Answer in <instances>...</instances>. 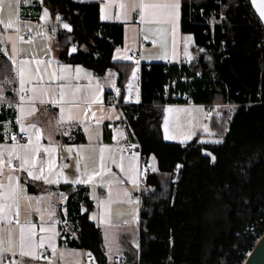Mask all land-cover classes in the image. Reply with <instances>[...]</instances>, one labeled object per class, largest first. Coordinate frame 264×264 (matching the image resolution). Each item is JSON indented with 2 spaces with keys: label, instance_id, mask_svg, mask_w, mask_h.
Listing matches in <instances>:
<instances>
[{
  "label": "trees",
  "instance_id": "obj_1",
  "mask_svg": "<svg viewBox=\"0 0 264 264\" xmlns=\"http://www.w3.org/2000/svg\"><path fill=\"white\" fill-rule=\"evenodd\" d=\"M27 1L21 0L27 20L40 22L47 6L71 26L59 38L65 61L99 75L117 70L111 56L123 43L122 26L102 23L98 3ZM221 11L227 20L213 28L209 23ZM255 23L247 0H183V32L194 35V60L142 67L141 105L124 112L160 174L151 175L143 191L140 257L133 264H242L255 247L246 231L261 220L264 226V48ZM72 46L76 52L70 54ZM12 77V65L1 60L0 80ZM119 84H126L124 74ZM177 95H187L193 105H239L234 114L224 109L212 119L218 143L202 142L201 136L187 145L163 141L159 115L165 106L154 104L174 105ZM84 142L81 133L76 143ZM60 190L68 194L62 220L71 233L65 243L89 251L97 264H108L101 229L88 220L94 209L89 188Z\"/></svg>",
  "mask_w": 264,
  "mask_h": 264
},
{
  "label": "crops",
  "instance_id": "obj_2",
  "mask_svg": "<svg viewBox=\"0 0 264 264\" xmlns=\"http://www.w3.org/2000/svg\"><path fill=\"white\" fill-rule=\"evenodd\" d=\"M81 2L98 3L102 23L122 26L123 43L114 49L111 56V63L117 67V70L108 69L99 75L93 69L82 64L65 61L62 58L64 49L59 38L61 35L63 36L65 31H70L71 26L59 14L54 16L50 7L45 6L41 14L43 17L45 9H47V17L40 18V22H35L22 16L21 0H19L18 9L17 0H0L2 3L0 21H3V24L12 22V28L8 29L0 24V49H7L11 53L12 42H15L17 48L23 49L17 59L32 61L30 67L33 69V83H42L46 87L50 85L51 88H58L60 84L65 85V100L69 102L65 105V120L61 124H57L60 115L59 105L54 106L51 103L41 105L38 100L35 101L37 111L24 118L25 124L36 123L42 129L41 144L43 147H48L50 143L53 147L59 146L57 152L53 154L56 163L54 171L62 169L69 182H65L64 177L61 176L59 183L45 184L42 180L27 178V173L20 172L17 168V174L21 177V184L24 185L25 180H27V195L33 197L29 201L23 198L22 193L19 219L21 223L31 220L37 225V241L41 235L45 237L52 235L51 232L41 233L39 230L41 224L46 228L53 227L55 233L58 234L54 236L52 241L57 251L53 254L46 243L45 247L38 249V251L44 256H49V259L32 260L30 257H21L19 251L15 250L14 255L12 253L4 254L3 264L8 261L20 262L21 260L23 264H49V260L51 264H90L86 258L92 253L84 249L71 248L65 243V234L71 232L68 222L62 220V216L65 217L67 214L66 203L68 200V194L60 190V187L64 185L74 187L83 185L89 188V196L94 204V209L88 212L87 216L90 223L96 224L101 229L108 264L139 262L142 200L139 202L136 196L141 191L139 185L141 162L138 156L128 158L119 153L126 143H137L124 108L140 106L141 104L143 66L168 63L182 65L192 62L195 57L193 53L195 38L194 35L183 32V0H179V17L175 24V31H173L171 23L142 22L139 9L133 8V4L138 0H81ZM27 3H32V1L28 0L25 4ZM65 24L69 28H65ZM17 27L20 29L19 34L26 41L30 36L32 43L16 40L15 29ZM29 28L31 29L30 32L28 31ZM9 37L12 39L9 40ZM188 37H191V40H188ZM73 49L75 50L73 51ZM75 52L76 48L70 47L69 53ZM134 54L140 55V63L132 59ZM125 57H131V59H125ZM1 60H6L11 64L2 52H0ZM36 60L41 61L39 67L41 75L44 77L43 81L36 76ZM48 61H51L50 65ZM63 66H68V71L65 73L67 78L50 82L51 73L56 71L58 76L61 75L60 68ZM77 68L80 69L79 73L76 72ZM121 74L126 76V84L123 88L119 84ZM25 87L29 88L31 85ZM18 89L19 82L14 72L12 78L0 80V94L6 98V101L0 104V145L5 146L3 150L5 162L8 159L6 149L11 146V135L20 131L19 125L16 123L18 115L16 105L20 102ZM24 95L27 102L31 93L27 92ZM55 96L59 99V91L55 93ZM97 97L99 98L98 101L92 102ZM51 98L52 93L50 91L46 99L50 100ZM8 102H11L13 106L9 107ZM118 104L122 106L119 107ZM69 106L72 120L67 119ZM165 107L183 111L185 120L184 124L180 126V131L184 132V135H188V140L193 136H196L195 139L198 136L203 137L200 131L205 130L204 128L208 126L207 116H212V119L221 117V112L210 114L204 105L174 104ZM237 107L230 108L232 114ZM212 119L210 120L211 123ZM5 123H8L10 129L7 132V139H5ZM86 128L88 129L87 132L85 131ZM210 130L212 132L211 127ZM65 132L68 134L64 135ZM81 133L85 142L78 144L76 141ZM212 134L215 135L213 132ZM81 145L85 147L81 149L79 147ZM68 147L73 148L71 154L67 151ZM101 147L105 148V166L111 171L106 172L103 177H94L90 183H71L85 171V165H87L88 172L99 171ZM77 151L80 152L79 173L76 171ZM38 159H46L43 150H41ZM152 159L155 167L154 174L159 175L160 173L157 171L158 162L154 156ZM121 163L123 164V171L119 167ZM10 171L5 163L0 181L7 184ZM45 173H47V164H45ZM37 174H39L38 169ZM131 176H135L137 179L135 185L129 179ZM160 176L161 179L164 178V175L161 174ZM55 178L53 176V179ZM83 178L87 180V176H83ZM109 191H111L113 202L110 205H104L101 202L108 201ZM125 192L130 194L131 203L124 197ZM36 197H42L39 203H37ZM105 206L110 210L107 214L104 212ZM37 208L40 209L39 212L36 211ZM102 215L106 219H110L111 223L105 222ZM18 235L19 230L16 228L14 238L17 241ZM95 264H97L96 261Z\"/></svg>",
  "mask_w": 264,
  "mask_h": 264
},
{
  "label": "snow or ice",
  "instance_id": "obj_3",
  "mask_svg": "<svg viewBox=\"0 0 264 264\" xmlns=\"http://www.w3.org/2000/svg\"><path fill=\"white\" fill-rule=\"evenodd\" d=\"M256 0H253L255 3ZM2 6V3H0ZM11 7V5H9ZM19 7V0H17V9ZM133 8L139 9V15L142 22L148 23H171L173 25V31H175V24L179 17V9L180 3L179 0H138V2L133 4ZM258 11L260 16L264 18V4L258 6ZM48 15L47 9H45L44 16L41 17L46 18ZM0 24H3V21H0ZM5 29L12 28V22L9 21L7 24H3ZM65 28H69L67 24L64 25ZM30 32L31 29L29 28ZM16 32V40H19L23 43H32L31 38L27 41L21 36L20 29L17 27L15 29ZM9 40L12 37L8 38ZM147 39V37H145ZM191 40V37L187 38ZM75 49H73L74 51ZM7 59L11 62L12 71L15 73V77L19 82V104L16 105L18 110V115L16 118V123L19 125L20 133L23 134L22 138L27 139V143L21 144L17 140V136L14 134L11 136V140L13 141L12 145L8 147L7 154L8 159L5 162L3 159L4 148L5 146L0 145V177L3 176V170L5 163L8 168L11 170L7 177V184L0 181V264H3L4 254L12 253L15 254V250L19 251L21 257H30L32 260H40V259H49V257L42 255L38 249L44 248L47 243L48 248L52 250V253L55 254L57 249L55 244L52 242L55 235V230L53 227L46 228L43 224L39 226V230L41 233L43 232H51L52 235L47 237L41 235L39 240L36 239V228L37 225L32 223L31 220H28L24 223H21L19 217L21 214V205L20 201L23 198L31 201L33 197L28 196L26 192V184L27 180H25V184H21V177L17 174V168L20 172H26L27 178L32 180H42L45 184H53L59 183L60 177L63 176L65 182H69L68 177L64 176V173L61 170L54 171L56 169V163L53 154L57 152V148L59 146L53 147L51 143L48 147H43L41 144L42 137V129L37 126L36 123H24V118L26 116L33 115L37 108L35 106V101H39L41 105L46 103H51L56 106L59 105V119L57 120V124H61L65 120V105L69 102L65 100L64 88L65 85L60 84L58 88H51L49 85L46 87L44 84H36L33 83V69L30 67L32 61L27 59H17L20 54L23 52V49L17 48L15 42H12L11 53L8 52L7 49H0ZM125 59H131V57H125ZM37 67L35 69L36 76L39 80L43 81L44 77L41 75V69L39 67L41 61H35ZM48 64H51V61H48ZM7 68V65H5ZM68 71V66H63L60 68L61 75H57L56 71H53L49 76V81L55 80H63L66 79L65 73ZM76 72L79 73L80 69L77 68ZM10 82V81H5ZM31 85V87L26 88V85ZM52 93V98L50 100L46 99L49 96V92ZM59 91V99L56 98L55 93ZM30 92L31 95L28 96L27 102L25 101V93ZM98 97L95 98L92 102H97ZM6 98L0 94V104L4 103ZM27 104V107H26ZM8 106L12 107V103L8 102ZM91 105L89 104V107ZM68 120H72L73 117L70 114V106H69V115L67 117ZM5 139H7V132L10 130L8 127V123H5ZM87 132L88 129L86 128ZM67 135L68 133H63ZM166 139L170 138L166 135ZM83 149L85 146H79ZM41 150L46 154V159H38ZM67 151L71 154L73 152L72 147H68ZM105 148H100V157H99V171L88 172L87 165H85V171L76 177L75 180H72L71 183H90L94 177H103L106 172H110V169H107L105 166V156H104ZM78 159L76 163V171L80 172V152L76 153ZM123 160V157L121 158ZM16 161L17 164L14 165L13 161ZM115 163V161H113ZM45 164H47V173H45ZM67 167V165H64ZM121 171H123V164L119 165ZM37 169L39 170V174H37ZM53 176L56 178L53 179ZM83 176H87V180L83 178ZM131 183L134 185L137 183V179L135 176L129 177ZM124 197L127 198L128 202L131 203L130 194L128 192L124 193ZM37 203H39L42 197H36ZM111 191H109V199L107 202L102 201L101 203L104 205H110L112 203ZM37 212L40 211L39 208L36 209ZM109 208L105 206L104 212L105 214L109 213ZM43 219V217H41ZM102 219L107 223H111L110 219H106L104 215H102ZM18 228L19 235L18 241L14 238V231ZM11 264H17V262H11ZM19 264H23L21 260ZM49 264L51 261L49 260Z\"/></svg>",
  "mask_w": 264,
  "mask_h": 264
},
{
  "label": "built area",
  "instance_id": "obj_4",
  "mask_svg": "<svg viewBox=\"0 0 264 264\" xmlns=\"http://www.w3.org/2000/svg\"><path fill=\"white\" fill-rule=\"evenodd\" d=\"M247 1H248V4L250 5V0H247ZM250 7H251V5H250ZM252 14L254 15V17L256 19L257 24L256 23L255 24L258 27L257 29H259L260 32H262V37L259 39V43L261 45V48L263 49L264 48V28H263L262 24L260 23V21L258 20V18L256 17V15L254 14L253 11H252ZM217 15H216V21L213 23H209V25H211L213 28H215L216 26H222L223 23L227 20L226 17L223 15L222 11ZM29 38H30V36H29ZM132 59L138 63H140V61H141V57L139 54H134L132 56ZM166 65H171V63H168ZM178 66H181V65H178ZM262 68H263V72H264V49H263V66H262ZM198 77L200 78V76H198ZM169 100H170L169 96L165 95V102H169ZM174 103L175 104H183V105H193V103L190 101V99L187 95L175 96L174 97ZM169 105H172V104H169V103H165V104L156 103V104H154V106H156V107H164V106H169ZM118 106L120 107L122 105L118 104ZM236 106H239V105L232 104L229 101H227L224 104L206 105L205 107L210 114H216V113L221 112L224 109H230V108L236 107ZM14 134L17 136V140L21 144H23L25 141H27L26 137L22 138L23 134L20 133V131H17L15 133H13L12 135H14ZM12 143H13V141L10 138V144L12 145ZM119 153L121 154V156L128 157V158H133L135 156H138L140 158L141 171H140L139 185L141 187V191L136 196V199H138V201L141 202V200L143 198V191L147 185V181H148L149 177L154 174V171H155L154 164L152 163V161H153L152 156H150V155L148 156L147 154H144L143 150H142V148L138 142L137 143H132V142L126 143L122 147V149L119 151ZM13 164L16 165L17 162L14 160ZM262 222H263V220L257 222L255 226H253L251 228H247V230H246L247 233L252 237L254 246L257 245V243L260 241V239L264 235V226H263ZM250 253H251V251L246 253V255H245L246 259L250 255ZM47 257H49V256H47ZM86 260L90 264H95L94 257L91 255L87 256ZM245 260H244V262H245ZM244 262L242 264H244ZM6 264H11V262L8 261ZM17 264H19V262H17Z\"/></svg>",
  "mask_w": 264,
  "mask_h": 264
},
{
  "label": "rangeland",
  "instance_id": "obj_5",
  "mask_svg": "<svg viewBox=\"0 0 264 264\" xmlns=\"http://www.w3.org/2000/svg\"><path fill=\"white\" fill-rule=\"evenodd\" d=\"M160 134L164 142L167 143H182V144H189L196 136H193L188 140V135H184V132L180 131V126L184 124V117L185 114L183 111H179L178 109H170V108H163L160 111ZM208 117V126L204 128L205 130H201L203 137H200L202 142L206 143H218L219 139L212 134L210 127L212 116ZM210 125V127H209ZM166 135L170 138L166 139ZM181 141V142H180ZM177 171L175 172V181L178 178ZM166 177V176H165ZM168 181V177L165 178Z\"/></svg>",
  "mask_w": 264,
  "mask_h": 264
},
{
  "label": "water",
  "instance_id": "obj_6",
  "mask_svg": "<svg viewBox=\"0 0 264 264\" xmlns=\"http://www.w3.org/2000/svg\"><path fill=\"white\" fill-rule=\"evenodd\" d=\"M261 4H264V0H256L255 3H253V0H250L252 11L264 28V18L260 16V13L258 11V6ZM244 264H264V235L257 243V245L253 248Z\"/></svg>",
  "mask_w": 264,
  "mask_h": 264
}]
</instances>
